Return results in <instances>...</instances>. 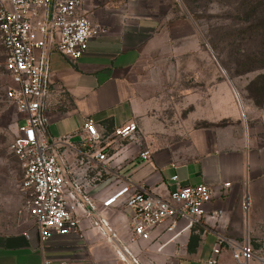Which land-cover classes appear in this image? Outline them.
Here are the masks:
<instances>
[{"label": "crops", "instance_id": "obj_1", "mask_svg": "<svg viewBox=\"0 0 264 264\" xmlns=\"http://www.w3.org/2000/svg\"><path fill=\"white\" fill-rule=\"evenodd\" d=\"M79 12L101 34L89 41L86 54L77 61L54 50L49 53L51 91L44 111L48 140L76 142L84 137L82 125L88 118L110 131L133 121L137 113L133 71L146 38L158 23L151 16L137 14L123 0H84ZM191 148L192 155L184 160L174 149L154 150L149 163L118 152L113 157L118 169H103L112 173L110 180L98 190L88 189L96 209L92 219H82L77 232L67 237L41 243L21 206L14 225L0 226V264H133L132 259L137 264H208L217 236L246 241L264 258V141L234 145L200 132L193 135ZM173 175L183 185L219 189L230 184L226 195L217 194L204 207V216L192 229L183 231L185 222L179 223V236L173 242H168L171 235L164 225L154 229L148 239H133L130 211L123 206L101 207L106 194L126 183L166 197ZM106 190L109 192L103 194ZM218 211L220 215H216ZM98 218L107 221L111 234L92 228ZM217 264L237 263L224 248Z\"/></svg>", "mask_w": 264, "mask_h": 264}, {"label": "built area", "instance_id": "obj_2", "mask_svg": "<svg viewBox=\"0 0 264 264\" xmlns=\"http://www.w3.org/2000/svg\"><path fill=\"white\" fill-rule=\"evenodd\" d=\"M83 1L0 0V45L10 82L5 99L15 106L21 119L12 145L23 171L21 188L25 200L21 212L33 221L41 243L76 233L81 220H91L96 211L91 197L79 184L73 185V192L66 190V174L95 167L118 169L120 165H113V157L119 146L138 132L134 121L108 131L88 118L82 125L81 140L46 139L44 111L51 91L49 53L54 50L77 61L86 54L89 41L101 34L79 12ZM137 157L141 163L151 161L147 150L140 151ZM170 179L173 186L166 197L126 183L106 194L101 207L128 209L133 239H148L154 229L164 225L165 232L171 235L168 242H173L179 236L176 230L181 221L185 222L183 231L192 229L204 216V207L217 194L226 195L230 186L224 183L216 189L205 184L183 185L176 175ZM92 228L111 234L107 221L101 218L92 222ZM224 248L237 264H264V258L258 257L248 242L222 236L216 237L208 264H217ZM123 252L127 255L124 249ZM132 263L137 264L133 259Z\"/></svg>", "mask_w": 264, "mask_h": 264}, {"label": "rangeland", "instance_id": "obj_3", "mask_svg": "<svg viewBox=\"0 0 264 264\" xmlns=\"http://www.w3.org/2000/svg\"><path fill=\"white\" fill-rule=\"evenodd\" d=\"M128 1L158 24L133 71L138 132L118 152L174 149L184 160L200 132L234 145L264 141V38L242 23L237 0ZM3 63L0 45V226L15 224L25 200L12 149L21 119L5 99ZM80 172L66 174L68 192L79 184L88 194L112 175L98 167Z\"/></svg>", "mask_w": 264, "mask_h": 264}, {"label": "trees", "instance_id": "obj_4", "mask_svg": "<svg viewBox=\"0 0 264 264\" xmlns=\"http://www.w3.org/2000/svg\"><path fill=\"white\" fill-rule=\"evenodd\" d=\"M236 6L242 23H248L255 36L264 38V0H237Z\"/></svg>", "mask_w": 264, "mask_h": 264}]
</instances>
